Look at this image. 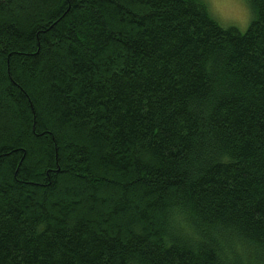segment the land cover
Listing matches in <instances>:
<instances>
[{
  "label": "trees",
  "instance_id": "obj_1",
  "mask_svg": "<svg viewBox=\"0 0 264 264\" xmlns=\"http://www.w3.org/2000/svg\"><path fill=\"white\" fill-rule=\"evenodd\" d=\"M0 0V264H264V0Z\"/></svg>",
  "mask_w": 264,
  "mask_h": 264
},
{
  "label": "rangeland",
  "instance_id": "obj_2",
  "mask_svg": "<svg viewBox=\"0 0 264 264\" xmlns=\"http://www.w3.org/2000/svg\"><path fill=\"white\" fill-rule=\"evenodd\" d=\"M212 17L222 26H233L244 32L251 21V10L245 0H204Z\"/></svg>",
  "mask_w": 264,
  "mask_h": 264
}]
</instances>
